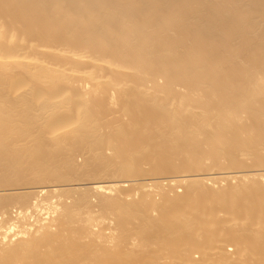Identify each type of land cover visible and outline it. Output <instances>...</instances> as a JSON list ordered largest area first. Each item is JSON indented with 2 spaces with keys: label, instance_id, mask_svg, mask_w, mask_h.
Returning <instances> with one entry per match:
<instances>
[{
  "label": "bare ground",
  "instance_id": "6f19581e",
  "mask_svg": "<svg viewBox=\"0 0 264 264\" xmlns=\"http://www.w3.org/2000/svg\"><path fill=\"white\" fill-rule=\"evenodd\" d=\"M0 264H264V0H0Z\"/></svg>",
  "mask_w": 264,
  "mask_h": 264
}]
</instances>
